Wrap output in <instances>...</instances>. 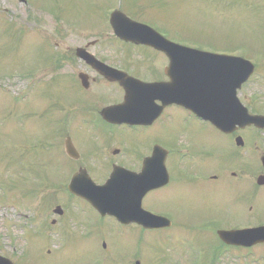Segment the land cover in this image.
Instances as JSON below:
<instances>
[{"label":"rangeland","instance_id":"1","mask_svg":"<svg viewBox=\"0 0 264 264\" xmlns=\"http://www.w3.org/2000/svg\"><path fill=\"white\" fill-rule=\"evenodd\" d=\"M27 1L25 5L20 0H0V253L5 256L15 255L18 253L16 248L19 249L24 240H33L29 255L23 261L27 264L35 263V251V264H42L41 241L46 236L42 233L41 224L46 216L51 218L44 199L50 197L48 201H66L69 195L60 191L58 195L52 196L55 188L51 187L46 195L38 193L39 196L30 198V186L32 184L43 188L49 180L50 185L61 184L68 180L67 174L71 173L72 167L69 161L58 164L54 156L59 147L55 136L57 133L54 128L41 126L40 120L53 121V118L39 120L36 116L39 113L37 103L43 101L45 93L50 99L48 101L53 102L52 84L40 81L53 79L54 66L49 65L53 62L54 52L56 55L73 52L76 48L84 47L87 42L96 40L97 33H83L82 29H104V9L108 7L110 12L121 3V8L129 15L132 11L141 15L148 25L171 35L173 41L180 42L182 39L188 46L211 53L232 48L235 51L233 53L239 56L246 53L247 56L244 55L252 60L258 72L242 95L254 97L261 103L264 102V0H232V3L228 0ZM245 6L247 11L244 10ZM105 34L109 35L107 31ZM118 47L124 50L126 58L135 53L145 55L148 60L145 66L152 71L160 58L159 54L148 49L125 47L122 44H118ZM94 51L101 52V47ZM45 66L49 67L46 69ZM137 67L141 70L144 64H138ZM25 75L31 76L27 79ZM35 89L38 94L32 95ZM61 96L64 100H71L64 92ZM76 97L82 102L87 99L81 94ZM251 101H246L250 107ZM167 120L164 119L160 127L149 133L151 138L167 142ZM199 130L205 137L211 133L205 127ZM249 137L252 135L249 134ZM18 169L19 172L13 174ZM55 169L59 176H53ZM8 171L13 175L8 174ZM8 182H13L18 188L10 184L11 192L8 191ZM26 182L30 184L25 186ZM12 195L16 196L13 200ZM236 198L234 194L227 202L231 208H234ZM259 198L264 199V192L252 193L258 213L249 221L248 226H264V200L257 202ZM166 199L171 200L172 207H178L182 213L181 216L172 215L177 222V229L173 232L148 234L121 232L113 236L112 242L109 241L110 250H140L143 264H209L211 258L215 264L220 252L225 254L220 257L218 264H264V246L250 251L229 249L223 247L215 235L217 228L229 230L247 224L244 216L235 213L226 217L212 214L205 208L202 210L199 192L194 188L184 191L177 189L170 195L162 193L151 201V205L166 202ZM162 211L165 213L166 208ZM92 217L98 233L102 223L95 216ZM107 224L108 221L105 222ZM26 230L31 231L25 234ZM97 237L95 234L87 241L71 238L66 242L68 251H57L54 259L60 260L67 255L68 260L87 257L89 264H101V261L111 264V259L105 261L101 258ZM27 247L28 244L25 249ZM186 249L189 251L181 252ZM117 257L114 253L113 259Z\"/></svg>","mask_w":264,"mask_h":264},{"label":"flooded vegetation","instance_id":"2","mask_svg":"<svg viewBox=\"0 0 264 264\" xmlns=\"http://www.w3.org/2000/svg\"><path fill=\"white\" fill-rule=\"evenodd\" d=\"M137 21L147 23L146 20ZM152 51L160 55L153 71L145 66L148 60L142 53L126 58L124 52L89 51V55L116 70H106L105 74L90 62L80 59L76 52L71 54V59L67 62L68 68L64 69L65 79L60 80L57 85L59 91L63 89L71 98L65 100L69 115L58 117L68 122L64 126V146L69 140L71 154L68 155L66 151L64 154L72 165L69 182L76 174L87 172L97 184H103L113 172L118 171L124 211L132 210V196L144 195V210L170 219L172 228L168 230L177 225L172 215L181 216V211L178 207H172L171 200L155 202L154 206L151 201L157 195H170L177 189H196L200 195L202 210L208 209L212 214L229 217L237 213L238 216L252 218L258 213L252 193L264 192V132H254L252 127H237L232 132L224 133L212 123L177 105L165 106L158 117H140L138 119L142 123L139 124L125 122L120 117L102 115L105 108L124 102V85L131 87L132 81L121 77V72L144 83L170 81L165 74L170 65L169 58L163 53ZM138 64H144V67L140 70ZM133 86L136 88L139 84ZM79 94L87 98L85 102L76 97ZM155 104L160 106L161 103H150L156 112ZM164 119H169L165 122V143L151 138L149 134L160 127ZM201 127L211 131L209 136L205 137L200 133ZM145 134L149 136L144 137ZM162 169L166 173L160 172ZM125 172L133 173L136 182H125L129 178ZM162 177L166 184L152 190V185L157 184L155 180ZM74 184L80 188L86 186L82 181ZM234 194L237 195L236 204L231 208V204L227 202ZM263 200L259 198L257 202ZM163 208H166L165 213ZM55 209L53 218L43 222L42 233L46 237L41 241L42 264H89L87 257L79 260H68L67 255L60 260L54 257L61 249L68 251L66 242L71 238L87 241L95 234L98 235L100 256L105 261L111 259V264H142L140 250H110L108 243L112 242L113 236L121 232L148 234L167 231L145 230L136 224L123 225L111 216H101L88 202L76 196H70L66 201H57ZM92 216L102 223L98 233ZM48 222L51 226L46 227ZM55 236L62 238L56 240ZM32 241L28 243L25 255L8 254V259L13 264H27L23 258L29 255ZM114 253L118 255L116 259H113ZM33 261L37 263L35 251ZM101 264L106 263L101 261Z\"/></svg>","mask_w":264,"mask_h":264},{"label":"water","instance_id":"3","mask_svg":"<svg viewBox=\"0 0 264 264\" xmlns=\"http://www.w3.org/2000/svg\"><path fill=\"white\" fill-rule=\"evenodd\" d=\"M120 16L126 21L125 23V32H122V27L117 25L116 17H113L112 26L115 29V32L126 42H132L136 44H147L153 46L159 50H163L167 53H175V52H184L189 53V56L185 60L188 61L190 59H195L201 63H203V67L205 69L211 68L207 74H202L200 71L196 73V78L190 82L182 85V89L184 91H190L192 94H176L173 96H169V86L170 85H158L155 88V96L156 98H160L163 100L177 102L181 104H185L188 95H197L204 93V98L214 101V93L226 92L228 94V103L229 109L234 111L237 109L238 112L243 111L240 107V103L238 102L236 96L238 89L241 88L242 84L248 80V78L254 73V66L245 60L242 59H225L219 58L215 56L205 55L204 53L198 52L196 50L188 49L185 47H181L175 45L173 43H169L164 40L159 35L157 36L155 32L150 30L149 28L131 22L126 16L120 14ZM129 23V24H127ZM174 61L182 62L181 59L173 57ZM173 66L172 76L175 78H189L190 73L196 71L201 68L200 63L195 62L194 64L187 63L184 66ZM214 65H220L222 68V72H218V70L213 67ZM183 68L185 71H183ZM204 85V91L201 90V87ZM194 97V96H193ZM195 100H201L196 96ZM201 106L199 105L198 108ZM240 121L246 124H255L261 126L262 123L258 118H250V120L245 119V117L240 118ZM107 188L97 189V191L104 198L105 204H109L111 202V191L106 190ZM114 189L116 186L114 184ZM144 225L148 227L152 226H161L167 225L169 222L164 218L147 216L143 220ZM243 236H238V234L233 233H222L221 236L227 240L228 242L238 243V242H247L248 244H253L255 242H264V229H259L252 232H243ZM8 263L3 260L0 264Z\"/></svg>","mask_w":264,"mask_h":264}]
</instances>
